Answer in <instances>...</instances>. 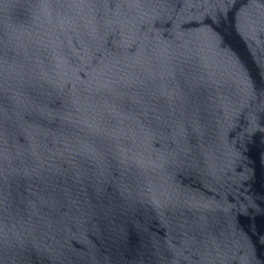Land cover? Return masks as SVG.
I'll use <instances>...</instances> for the list:
<instances>
[{"label":"water","instance_id":"water-1","mask_svg":"<svg viewBox=\"0 0 264 264\" xmlns=\"http://www.w3.org/2000/svg\"><path fill=\"white\" fill-rule=\"evenodd\" d=\"M0 264H264V0H0Z\"/></svg>","mask_w":264,"mask_h":264}]
</instances>
